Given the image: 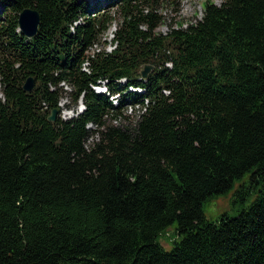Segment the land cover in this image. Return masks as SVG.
Wrapping results in <instances>:
<instances>
[{"label": "trees", "instance_id": "obj_1", "mask_svg": "<svg viewBox=\"0 0 264 264\" xmlns=\"http://www.w3.org/2000/svg\"><path fill=\"white\" fill-rule=\"evenodd\" d=\"M181 1L113 0L116 47L90 53L113 17L87 0H0V264H264V0L157 31ZM64 93L85 109L50 121ZM247 176L249 207L208 220Z\"/></svg>", "mask_w": 264, "mask_h": 264}, {"label": "rangeland", "instance_id": "obj_2", "mask_svg": "<svg viewBox=\"0 0 264 264\" xmlns=\"http://www.w3.org/2000/svg\"><path fill=\"white\" fill-rule=\"evenodd\" d=\"M90 4L96 7V10L101 13H106L109 16L113 17V21L109 25V28L105 31V33L101 36L100 46L97 44L94 48H101L110 50L109 47L111 44L109 40L112 38V32L117 29L120 18L119 13L120 10L118 7H114L110 5L113 0H87ZM207 0H182L180 4L179 11H175L171 7H163L160 9L163 15L166 16V22L160 24L157 28V31L166 33L168 31L167 23H174L175 27H179L181 22H183V26H186L188 23L196 21V19H200L203 15V6ZM215 2L216 4H221L222 0H210ZM107 40L108 43H104L103 41ZM125 79L122 80L124 83ZM37 85V81L36 84ZM70 90L69 87H65ZM97 89H100L96 86ZM134 89V88H131ZM101 90L104 89V85L101 87ZM141 91V90H139ZM0 98H3V93L0 90ZM61 106V114L62 115H73L72 109H76L77 111L80 102L74 104L69 93H64V96L60 100ZM141 106H128V109L124 111L123 116L129 115L132 118L136 117ZM124 120V117H122ZM94 128V127H92ZM92 139H90L91 141ZM90 143V142H88ZM251 186V180L249 176L237 180L232 189L227 192L215 194L212 196L204 205L205 216L208 220H217L223 215H228L231 217L236 216L241 210L247 209L249 207L250 202L253 200L254 196L251 194L246 195L245 199H241L239 196V192L243 189V185ZM253 191V188H250ZM176 230L174 226L169 227L165 232L159 237V241L165 247V249L169 250L172 247V243L176 237Z\"/></svg>", "mask_w": 264, "mask_h": 264}, {"label": "water", "instance_id": "obj_3", "mask_svg": "<svg viewBox=\"0 0 264 264\" xmlns=\"http://www.w3.org/2000/svg\"><path fill=\"white\" fill-rule=\"evenodd\" d=\"M18 23L19 29L24 34V36H27L29 38L34 37L39 30V26L41 23V14L38 9L34 7H27L19 13ZM153 67L154 66L152 64H146L141 71L142 76L148 77ZM35 84V77L30 76L25 81L23 89L25 91L31 92L35 88ZM80 102H83V99H81ZM59 112L60 110L58 108H54L51 112V115L49 116V120L55 121Z\"/></svg>", "mask_w": 264, "mask_h": 264}, {"label": "bare ground", "instance_id": "obj_4", "mask_svg": "<svg viewBox=\"0 0 264 264\" xmlns=\"http://www.w3.org/2000/svg\"><path fill=\"white\" fill-rule=\"evenodd\" d=\"M96 45H97V44H96ZM96 45H95V46H96ZM96 47H97V46H96ZM110 47H111V49L113 48L112 46H110ZM95 49H96V48H95ZM98 49H99V48H98ZM111 49H110V50H111ZM86 63H88V62H86Z\"/></svg>", "mask_w": 264, "mask_h": 264}, {"label": "built area", "instance_id": "obj_5", "mask_svg": "<svg viewBox=\"0 0 264 264\" xmlns=\"http://www.w3.org/2000/svg\"><path fill=\"white\" fill-rule=\"evenodd\" d=\"M168 64H170V63H168Z\"/></svg>", "mask_w": 264, "mask_h": 264}]
</instances>
